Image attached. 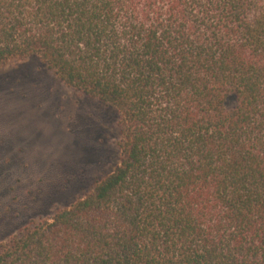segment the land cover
Returning <instances> with one entry per match:
<instances>
[{"label": "trees", "instance_id": "obj_1", "mask_svg": "<svg viewBox=\"0 0 264 264\" xmlns=\"http://www.w3.org/2000/svg\"><path fill=\"white\" fill-rule=\"evenodd\" d=\"M31 56L121 156L0 264H264V0H0V66Z\"/></svg>", "mask_w": 264, "mask_h": 264}, {"label": "rangeland", "instance_id": "obj_2", "mask_svg": "<svg viewBox=\"0 0 264 264\" xmlns=\"http://www.w3.org/2000/svg\"><path fill=\"white\" fill-rule=\"evenodd\" d=\"M118 120L115 107L66 86L38 56L0 66V242L114 169Z\"/></svg>", "mask_w": 264, "mask_h": 264}]
</instances>
